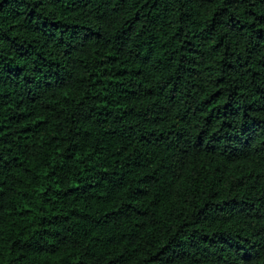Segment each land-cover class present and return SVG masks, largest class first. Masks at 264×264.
Returning a JSON list of instances; mask_svg holds the SVG:
<instances>
[{"label":"trees","instance_id":"1","mask_svg":"<svg viewBox=\"0 0 264 264\" xmlns=\"http://www.w3.org/2000/svg\"><path fill=\"white\" fill-rule=\"evenodd\" d=\"M0 264H264V0H0Z\"/></svg>","mask_w":264,"mask_h":264}]
</instances>
